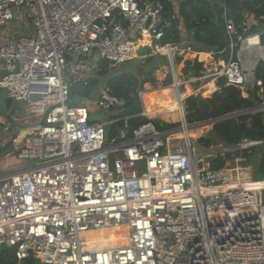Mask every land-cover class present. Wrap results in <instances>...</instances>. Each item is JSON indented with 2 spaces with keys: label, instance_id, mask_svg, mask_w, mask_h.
<instances>
[{
  "label": "built area",
  "instance_id": "2783aa9c",
  "mask_svg": "<svg viewBox=\"0 0 264 264\" xmlns=\"http://www.w3.org/2000/svg\"><path fill=\"white\" fill-rule=\"evenodd\" d=\"M22 18L33 34L0 41V90L25 103L35 120L24 145L12 143L16 159L36 163L0 175V249H13L19 263L264 264V180L244 177L251 168L227 159L240 161L238 152L264 142L201 145L190 135L198 124L187 118L195 92L183 91L206 78L212 95L222 80L252 90L264 61V30L252 33L251 20L237 26L227 19L228 60L212 67L201 52L198 62L210 74L182 80L174 59L179 47L159 44L178 12L166 17L161 2L0 0V28ZM136 37L158 42L156 54L166 56L175 105L162 104L160 113H177L180 122L168 130L148 122L132 139L106 144L116 120L93 122L88 107L74 105L68 62L95 53L99 62L126 63L137 56ZM92 104L115 112L122 100L106 84ZM219 158L224 167L212 169ZM116 229L125 230L121 244L90 235Z\"/></svg>",
  "mask_w": 264,
  "mask_h": 264
},
{
  "label": "trees",
  "instance_id": "16d2710c",
  "mask_svg": "<svg viewBox=\"0 0 264 264\" xmlns=\"http://www.w3.org/2000/svg\"><path fill=\"white\" fill-rule=\"evenodd\" d=\"M146 2H161L165 6V16L174 14L175 3L179 4L177 21L172 22L166 30L164 39L159 43L162 46L181 44V24L186 32L191 34V51L197 55L186 54L178 58L176 64L181 68V74L192 72L193 77L200 76L204 71L203 65L198 62V54H212L215 59L229 58V41L226 36V20H232L240 26L245 20L255 23L251 32L264 30V0H139ZM250 32V33H251ZM264 39V38H263ZM146 42V41H145ZM115 65L108 61H101L97 74L105 76ZM156 70L154 64L153 71ZM184 78V77H183ZM149 81H144L147 83ZM113 94L122 100V106L115 110L118 115L112 116L113 124L107 127L108 142H125L132 139L134 131L140 126L153 122L152 116H142L143 108L138 98L141 83L133 73L122 72L113 75L107 81ZM220 89L210 98L202 99L199 96H190L186 108L191 123L207 122L212 119L247 111L255 104L264 103V61L260 62L255 70V86L252 90L243 91L235 87H226L224 80L219 84ZM262 95V98L259 96ZM11 104V101H9ZM262 113L252 116L244 115L233 118L213 127L214 132L222 143L235 145L244 139L264 142V122ZM158 124V123H157ZM160 129V124H158ZM199 143L206 147L211 142L201 138ZM262 146V145H261ZM264 154L261 159L259 171H263ZM225 161L220 158L211 163L212 169L223 168ZM0 264H40L35 259H27L19 263L15 258L13 249L0 250Z\"/></svg>",
  "mask_w": 264,
  "mask_h": 264
},
{
  "label": "rangeland",
  "instance_id": "374dc122",
  "mask_svg": "<svg viewBox=\"0 0 264 264\" xmlns=\"http://www.w3.org/2000/svg\"><path fill=\"white\" fill-rule=\"evenodd\" d=\"M255 22L252 21V24ZM18 27L17 29L20 31L22 29V33L29 34L32 31V24L25 19L22 18L21 21L18 22ZM17 29L15 28V34H17ZM32 33V32H31ZM17 36V35H16ZM141 39L142 40V46L140 45V48L138 50V56L142 55H148L149 50H146L145 46H148V43L145 42L141 37H136V39ZM144 38V37H143ZM140 44V43H139ZM144 44V45H143ZM158 42L154 43L156 46ZM178 52H176L175 55H177ZM96 54L93 53L91 56H84L80 57L78 60H75L74 62H68V72H67V79L69 84L72 87H76L79 82L83 78H89L91 80L95 79L98 81L93 93L91 96L87 99L82 101L79 106H86L90 109V111L93 113L92 115V121L93 122H108L109 120L112 119V116L114 114L118 115L117 112H110V111H102L98 107L94 106L92 103L97 101L99 99V92L102 87L106 86L107 81L109 80L110 77L113 75H118L122 72H128L131 71L132 73H136L137 77L140 79L141 82H144L145 80H151L149 83V87L144 88L143 91H148L146 92V98L147 100L145 101V110L147 111V116H152L153 121L157 122L160 124V127L163 128L164 130H168L169 128L176 127L179 125V117L177 113L173 114H167L163 113L160 114V109L162 108V105H170L171 103L173 104V95H172V89H171V79L170 76L168 75V70L166 67V59H164L163 55H157V56H152L150 58L149 56L144 59H135L132 61H128L123 64H116L113 69H111L107 75L105 76H99L97 74L98 67L100 66L99 61L96 59ZM178 58V56H176ZM150 60V61H148ZM228 58L225 59L227 61ZM149 63H146V62ZM156 61H159L158 64H156L157 70L152 71L153 69V64H155ZM111 65V64H110ZM212 68L206 70L204 69V72L200 74V76H197L198 78L200 77H205L210 74V70ZM192 72L186 74H183V77L186 79L189 77H192ZM211 79L206 78L204 80L198 81L197 83L187 85L185 90H183L186 94H190L191 92H195L194 96H199L202 99H207L212 96V94L209 92L210 89L206 88L207 82H209ZM144 86V84H143ZM0 94H4L3 97L7 98V93L0 92ZM262 98V95H259ZM13 102V101H12ZM168 102V103H166ZM5 99H1L0 97V139L4 140L6 138L7 132L4 131V124L7 123L8 127L13 128L14 124L12 120H10V115L14 109H18V117L20 120H23L19 124V128L22 130L20 131V136L21 137L19 140H21L20 146L24 145L26 142V138L24 137L25 133L29 132L31 128L35 126V120H30L27 118V114L25 112V103H17L13 102L12 109H10L7 104H6ZM187 103V102H186ZM263 106V104H255L256 106ZM144 106V105H143ZM177 114V115H176ZM264 114V111L262 112ZM252 116V115H248ZM187 118H188V113H187ZM40 119V118H39ZM189 121V119H188ZM263 122H264V115H263ZM192 125H197L202 122H197V123H191ZM13 124V125H12ZM213 127H201L199 126L194 132L191 133V136L193 138H205V140L211 142V146L221 144L222 142L220 141V138L217 136V132L212 131ZM25 138V139H24ZM108 138H106V144H112L108 142ZM20 142V141H19ZM241 142V141H240ZM239 142V143H240ZM238 144V143H237ZM204 146V145H203ZM13 149V148H12ZM12 152L13 154L10 156H7V152ZM6 153V154H5ZM5 154V155H4ZM264 154V144L262 146L256 147L254 149H251L249 152H238V158L240 161H237V158L232 155H228L227 159L228 162L231 164V166H234L238 164L241 167L244 168H251L249 170H245L243 172L244 177H249L251 179H256V180H264V171H259L260 164H261V159ZM36 162H31V161H25V160H18L15 157V152L14 150H11V147L5 146V147H0V175L4 174H9L12 173L16 170H20L26 167H31L34 165ZM0 176V177H1ZM6 247H3L1 249H5ZM0 249V250H1Z\"/></svg>",
  "mask_w": 264,
  "mask_h": 264
},
{
  "label": "crops",
  "instance_id": "0c3cea01",
  "mask_svg": "<svg viewBox=\"0 0 264 264\" xmlns=\"http://www.w3.org/2000/svg\"><path fill=\"white\" fill-rule=\"evenodd\" d=\"M179 4H176L175 3V11H179ZM18 23H13L11 26H9V27H5V28H0V41H8V40H12L14 37H17V36H20V35H24V33H22V29H20V31L17 29V27H18V25H17ZM15 28L17 29V34H15ZM180 31H181V33H182V40H183V42L181 43V44H173V45H177L178 47H179V49H180V51H178V54L177 55H174V59H175V63H176V61H177V59L178 58H181L182 56H184V55H186L187 53L188 54H192L193 56H196L197 55V53L195 52L194 53V51H191V48L189 47L190 45H191V34L190 33H188V32H186L185 31V29H184V27H183V25L181 24V26H180ZM32 32V33H31ZM29 34H25V35H32L33 34V29H32V31H31ZM17 35V36H16ZM143 40H144V43H145V41L148 43V46H145V48H146V50H149V54L148 55H142V56H138V51H137V56L135 57V58H133L132 60H135V59H141V60H144V59H146L148 56L150 57V58H152V56L154 57V56H157V55H160V54H156V52H155V47H154V44H153V42H152V40L150 39V38H147L146 39V37L145 38H142ZM140 43V44H139ZM142 40L140 39V41L138 42V44H139V48H140V45L142 46ZM144 45V44H143ZM139 50V49H138ZM204 54V53H203ZM162 55V54H161ZM206 55H208L207 57H208V59L210 60V62H211V64H212V67H214V66H217L218 65V62L220 61V59H213L212 58V56L211 55H209V54H206ZM164 56V55H163ZM176 56H178V58H176ZM164 59H166V68L168 69V66H169V63H168V60H167V58H166V56H164ZM132 60H130V61H132ZM148 61H150V60H148ZM146 62V63H149V62ZM151 62V61H150ZM159 63V61H156L155 62V66H156V64H158ZM153 67H154V64H153ZM176 67H177V72H178V74H179V77H180V79H182V80H184V79H186L185 77L183 78V74H181V68L182 67H180V66H178L177 64H176ZM153 69V68H152ZM156 70H157V67H156ZM155 70V71H156ZM153 71V70H152ZM129 73H132L131 71H128ZM134 75H137L136 73H133ZM168 75L170 76V79H171V84H172V76H171V73H170V70H168ZM1 76H2V71L0 70V78H1ZM139 81H140V79H139ZM145 81H149V82H147V83H144V82H141L140 81V83H141V87H140V90L138 91V98H139V101H140V103H141V106H142V108H143V112H144V110H145V101L144 100H147V94H146V92H148V91H143V87L144 88H146V87H149V83H150V81L151 80H145ZM143 84H144V86H143ZM171 87V86H170ZM172 89V88H171ZM0 92H3V93H7L6 92V90H0ZM3 95L4 94H0V97H1V99L3 98V99H5L6 100V104H7V106L10 108V109H12V105H13V102L9 99V96H8V94H7V98H5V97H3ZM172 95H173V101L175 100V93H174V90L172 89ZM9 101H11V104L9 103ZM166 103H168V102H166ZM144 105V106H143ZM162 105V104H161ZM161 110V109H160ZM18 109L16 108V109H14L13 108V111H12V113H11V115L9 116L10 117V120H12V122H13V124H14V126H13V128H10V127H8L7 125V123H5L4 124V126H3V128H5V127H8L9 128V131L7 132V134H6V138L4 139V140H1L0 139V147H5V146H8V147H11V150H13L14 149V144L12 143V139H17V138H21V137H19L20 136V131H22L20 128H19V124L23 121V120H20L19 119V117H18ZM165 113V112H164ZM160 114H163V113H160ZM168 114V113H167ZM173 114V113H172ZM177 115V114H176ZM238 118V117H237ZM12 124V125H13ZM209 127V126H208ZM5 131V130H4ZM6 132V131H5ZM20 142H21V140H20ZM18 143H16L15 145H17ZM201 144V143H200ZM19 145V144H18ZM202 145V144H201ZM218 145H228L227 143H221V144H218ZM215 146V145H214ZM13 148V149H12ZM6 154V153H5ZM4 154V155H5ZM13 153L12 152H7V156H10V155H12ZM232 156H234V155H232ZM227 160V159H226Z\"/></svg>",
  "mask_w": 264,
  "mask_h": 264
},
{
  "label": "water",
  "instance_id": "95a60500",
  "mask_svg": "<svg viewBox=\"0 0 264 264\" xmlns=\"http://www.w3.org/2000/svg\"><path fill=\"white\" fill-rule=\"evenodd\" d=\"M96 85H97V80L93 79L89 82V85L87 86L82 87L81 85H78L76 87H73L72 94L74 95V98H73L74 105H79L83 99L87 100L90 97ZM263 111H264V105L263 106L260 105V106H256L244 112H240V113L229 115V116L222 117V118L209 120L207 122L198 124V127L199 126L201 127L214 126L218 123H221V122L233 119V118L241 117L244 115H254V114L262 113ZM44 120L45 118L42 120L41 124L44 123Z\"/></svg>",
  "mask_w": 264,
  "mask_h": 264
},
{
  "label": "bare ground",
  "instance_id": "6f19581e",
  "mask_svg": "<svg viewBox=\"0 0 264 264\" xmlns=\"http://www.w3.org/2000/svg\"><path fill=\"white\" fill-rule=\"evenodd\" d=\"M148 37H146V39H147ZM174 105H175V102L172 104H170V105H164V106H172V107H174ZM190 135H191V133H190ZM124 232H125V230H119L118 231V229H116V230H114V231H108V232H103V233H92V234H90V235H92L94 238H96V240H107V241H115V243H117V244H121V243H118L120 240H121V238H125V236H126V234H124Z\"/></svg>",
  "mask_w": 264,
  "mask_h": 264
}]
</instances>
